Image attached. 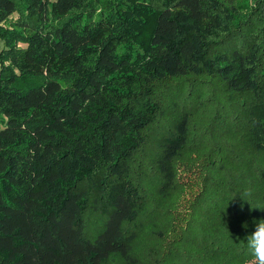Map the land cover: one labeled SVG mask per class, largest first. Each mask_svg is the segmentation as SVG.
I'll list each match as a JSON object with an SVG mask.
<instances>
[{"label":"trees","instance_id":"1","mask_svg":"<svg viewBox=\"0 0 264 264\" xmlns=\"http://www.w3.org/2000/svg\"><path fill=\"white\" fill-rule=\"evenodd\" d=\"M263 50L264 0H0V264H135L142 217L159 219L160 240L181 231L155 264H179L182 246V264L253 261L244 237L264 219V174L248 169L228 194L217 182L175 230L131 163L162 113L155 85L208 74L247 97L244 139L264 156ZM189 118L160 133V200L180 189ZM91 197L106 216L94 240Z\"/></svg>","mask_w":264,"mask_h":264},{"label":"rangeland","instance_id":"2","mask_svg":"<svg viewBox=\"0 0 264 264\" xmlns=\"http://www.w3.org/2000/svg\"><path fill=\"white\" fill-rule=\"evenodd\" d=\"M235 43L232 41L229 46ZM260 60L264 67V50ZM154 90L153 98L161 106L162 113L146 130V144L135 154L131 163L132 176L143 186L151 201L154 199L155 204L158 201L162 211L169 208L171 213L167 217L174 220L175 230H179L188 221L196 201H204L205 205L208 196L216 195L213 189L217 182L222 183L221 193L228 194V187L247 178L248 169L263 176L264 156L253 152L244 139L243 110L247 97L228 92L217 75L168 79L156 84ZM182 115H188L190 122L186 149L176 161L180 189L160 200L157 196L159 175L156 169L160 133L167 135L172 131ZM252 183H257L254 177ZM204 192L207 197L197 199ZM158 220L142 217L135 225L139 234L133 253L135 264H155L156 256L160 257L162 253L166 255V251L175 247L171 246L176 238L174 236L181 231H177L176 235L168 233L164 241L160 240L154 230L155 224L160 222ZM105 222L106 216L95 210L91 197L84 214V233L87 239L94 240L103 231ZM178 223H181L179 228ZM160 230L164 231V228ZM185 250L183 246L178 249L181 257L179 264L183 263L182 251ZM106 264L129 263L116 257ZM247 264H256L255 259Z\"/></svg>","mask_w":264,"mask_h":264},{"label":"clouds","instance_id":"3","mask_svg":"<svg viewBox=\"0 0 264 264\" xmlns=\"http://www.w3.org/2000/svg\"><path fill=\"white\" fill-rule=\"evenodd\" d=\"M245 195L251 196V190H247ZM244 239L248 250L255 258L256 264H264V219L256 220L254 222V231L246 235Z\"/></svg>","mask_w":264,"mask_h":264}]
</instances>
